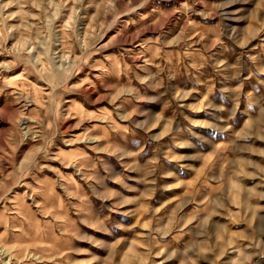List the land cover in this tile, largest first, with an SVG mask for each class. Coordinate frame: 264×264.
<instances>
[{"label":"rangeland","instance_id":"1","mask_svg":"<svg viewBox=\"0 0 264 264\" xmlns=\"http://www.w3.org/2000/svg\"><path fill=\"white\" fill-rule=\"evenodd\" d=\"M0 264H264V0H0Z\"/></svg>","mask_w":264,"mask_h":264},{"label":"bare ground","instance_id":"2","mask_svg":"<svg viewBox=\"0 0 264 264\" xmlns=\"http://www.w3.org/2000/svg\"><path fill=\"white\" fill-rule=\"evenodd\" d=\"M25 121V119H23L22 123Z\"/></svg>","mask_w":264,"mask_h":264}]
</instances>
